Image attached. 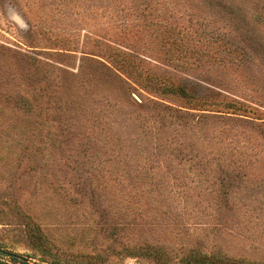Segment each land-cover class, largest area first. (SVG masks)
<instances>
[{
    "label": "rangeland",
    "instance_id": "374dc122",
    "mask_svg": "<svg viewBox=\"0 0 264 264\" xmlns=\"http://www.w3.org/2000/svg\"><path fill=\"white\" fill-rule=\"evenodd\" d=\"M0 249L264 264V0H0Z\"/></svg>",
    "mask_w": 264,
    "mask_h": 264
},
{
    "label": "trees",
    "instance_id": "16d2710c",
    "mask_svg": "<svg viewBox=\"0 0 264 264\" xmlns=\"http://www.w3.org/2000/svg\"><path fill=\"white\" fill-rule=\"evenodd\" d=\"M165 91V90H163ZM169 92V93H173V94H176L182 98H185V99H188V100H191V99H196L198 101H202L201 97L199 96H193L190 91V89L185 86L184 84H176L172 87H167V90L166 92ZM236 106V104H233V103H227L225 104V107L226 108H229V109H232ZM166 107L174 112L175 114H177L178 116H182V115H186L187 113L185 111H183L181 108L179 107H173V106H170V105H166ZM239 109V108H238ZM237 109V110H238ZM0 264H8L7 262H4L2 260H0Z\"/></svg>",
    "mask_w": 264,
    "mask_h": 264
},
{
    "label": "water",
    "instance_id": "95a60500",
    "mask_svg": "<svg viewBox=\"0 0 264 264\" xmlns=\"http://www.w3.org/2000/svg\"><path fill=\"white\" fill-rule=\"evenodd\" d=\"M2 257L15 258V257H17V254L14 252H9V251L0 249V258H2Z\"/></svg>",
    "mask_w": 264,
    "mask_h": 264
}]
</instances>
